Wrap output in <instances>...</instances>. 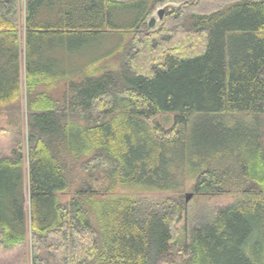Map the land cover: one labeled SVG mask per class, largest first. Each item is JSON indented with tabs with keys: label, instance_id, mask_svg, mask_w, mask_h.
<instances>
[{
	"label": "trees",
	"instance_id": "1",
	"mask_svg": "<svg viewBox=\"0 0 264 264\" xmlns=\"http://www.w3.org/2000/svg\"><path fill=\"white\" fill-rule=\"evenodd\" d=\"M118 8L139 14L118 24ZM115 31L131 36L85 58L89 40ZM24 90L26 136L8 129L0 147V250L31 233L32 264H264L263 134L246 154L230 140L210 148L209 124L197 125L204 144L186 140L197 113L264 114V0H0V108L19 113ZM167 113L171 128L150 126ZM80 170L88 178L63 202ZM188 189L241 196L186 241Z\"/></svg>",
	"mask_w": 264,
	"mask_h": 264
},
{
	"label": "rangeland",
	"instance_id": "2",
	"mask_svg": "<svg viewBox=\"0 0 264 264\" xmlns=\"http://www.w3.org/2000/svg\"><path fill=\"white\" fill-rule=\"evenodd\" d=\"M175 6H178V3L170 1L166 4H158L157 7L152 12L149 17V22L152 18L156 19V23L153 27L150 26L151 29L158 28L165 17L167 11ZM162 8H166V12L164 17L161 19L159 17V11ZM121 9V8H120ZM118 8L116 12V22L118 24H132L135 16L139 14V11L135 13V11H129L126 15L123 11ZM125 33V34H124ZM120 33L115 31L114 41L112 42L108 37H101L98 40H89L86 47L84 48V56L87 60L91 61L97 58L100 54H102L103 49H111L119 46L124 39L128 40L131 36L130 32ZM123 34V35H122ZM76 56V55H74ZM70 57L71 59H74ZM67 59V63H65L68 67H79L82 65L84 58H77L75 60ZM88 61V62H89ZM83 63V64H87ZM109 67H113V65L119 64L118 61H113L108 63ZM66 83L56 85L51 92L56 94H61L66 90ZM26 93L23 91L21 101L19 103L20 112L15 114H9L5 109H0V147L8 148V144L10 142V136L7 133V130L13 129H22L25 136L28 129L27 124V108H26ZM206 114L197 113L193 120L191 119V129L189 130L187 136V146L190 149H196L197 146L205 143L203 127H197L199 124H209L207 128L209 131H214L215 136H209L210 140L214 142L211 143L210 148L219 149L222 148L223 144L220 145L221 142L227 143V140H230V148L239 149L241 153L246 154L245 152L252 150L253 148H244L246 144L245 142L250 143V139L256 138L257 134H263V137H260L264 140V114L253 115L248 113H232L227 115V113H212L208 116ZM154 122L160 123L164 128L169 129L174 124V114H157L153 116L150 120V126L154 125ZM200 129V130H199ZM225 131V132H223ZM204 135V137H203ZM248 143V144H249ZM219 144V145H217ZM224 148V147H223ZM27 151V149H26ZM179 150H176L174 154H177ZM233 159V157L223 158L221 160L211 159L213 164H221L229 162ZM26 167H28V159L26 155ZM180 169V167H175ZM104 174H99L97 178L94 179V185L97 188H100L103 184ZM84 178H88L87 173L83 170L77 171V174L74 179L73 185L69 188V190L62 195V201L68 202L71 200L75 193V189L78 187L79 183L84 180ZM193 182V181H191ZM123 190L118 188L113 195H118ZM126 192V191H125ZM187 193H193V196L187 202V211L184 214L182 220L178 223V227L180 230V238L182 240H188L189 230L198 223L200 217L209 218L210 215L216 213L217 209L223 205L233 203L240 197V194H223V195H214V196H205V195H197L190 189L187 190ZM260 231L256 230L252 240H257L259 238ZM0 264H32V243H31V233L28 235L27 242L23 247H16L12 250H0Z\"/></svg>",
	"mask_w": 264,
	"mask_h": 264
},
{
	"label": "water",
	"instance_id": "3",
	"mask_svg": "<svg viewBox=\"0 0 264 264\" xmlns=\"http://www.w3.org/2000/svg\"><path fill=\"white\" fill-rule=\"evenodd\" d=\"M166 12V8H162L159 11V17L162 19L164 17V14ZM156 23V19L152 18L149 22L150 26L153 27ZM193 196V193H187L186 194V202H188L190 200V198Z\"/></svg>",
	"mask_w": 264,
	"mask_h": 264
},
{
	"label": "crops",
	"instance_id": "4",
	"mask_svg": "<svg viewBox=\"0 0 264 264\" xmlns=\"http://www.w3.org/2000/svg\"><path fill=\"white\" fill-rule=\"evenodd\" d=\"M1 109V108H0Z\"/></svg>",
	"mask_w": 264,
	"mask_h": 264
}]
</instances>
